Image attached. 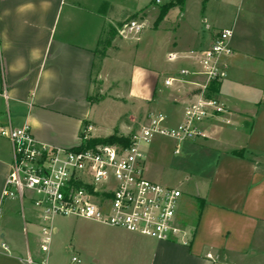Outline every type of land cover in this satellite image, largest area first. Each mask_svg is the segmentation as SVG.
<instances>
[{"label":"crops","instance_id":"obj_1","mask_svg":"<svg viewBox=\"0 0 264 264\" xmlns=\"http://www.w3.org/2000/svg\"><path fill=\"white\" fill-rule=\"evenodd\" d=\"M222 2L223 17L236 12L224 28L232 30L233 53L222 58L226 75L213 93L225 104V111L198 124L204 136L186 141L206 153L222 152L209 184L191 193L196 211L180 207L183 192L179 199L177 219L189 229L184 237L188 243L146 242L149 246L146 251L139 248V257L120 264H264V0ZM109 8H116L115 0H0V91L4 87L8 94V99L0 96V128L27 124L38 141L51 145L47 132L59 126L73 127L80 137L77 145L82 134L105 137L87 132L98 124L94 105L106 98L102 94L97 102L89 100L96 83L103 82L104 58H97L95 49L103 27L113 23ZM207 30L192 37L187 49L175 52V62L187 64L181 69H199L191 52L211 45L218 31L211 25ZM180 70L172 69L174 75L167 78L178 76ZM167 78L154 98L157 108H150L145 119L151 111L161 112L166 116L164 125L173 127L183 122L198 88L179 82L166 85ZM115 130L132 135L115 127L106 136ZM12 161L11 142L0 135V264H29V258L32 264L45 260L49 264L47 253L40 257L45 251L38 213L28 201L21 207L18 200L2 197ZM28 226L39 231L29 232Z\"/></svg>","mask_w":264,"mask_h":264},{"label":"built area","instance_id":"obj_2","mask_svg":"<svg viewBox=\"0 0 264 264\" xmlns=\"http://www.w3.org/2000/svg\"><path fill=\"white\" fill-rule=\"evenodd\" d=\"M142 30L143 23L132 19L118 29V34L130 38ZM231 36V29L218 31L209 47L199 53L191 52V57L198 60V70L184 68L178 76L165 80L166 85L179 82L198 88L183 122L177 126H165V114L151 111L146 123L130 136L128 145L113 143L86 149L40 142L27 124L0 128V135L10 140L13 150L2 197L18 200L21 207L28 201L38 213L45 253L50 251L57 231L53 220L58 216L82 217L157 240L188 243L184 240L187 230L177 219L182 191L146 177V160L140 144L165 136L175 141L174 153L179 154L182 143L204 136L198 124L225 111V104L210 94L209 84L226 75L222 58L233 53ZM176 57L175 53H169V60ZM190 76H201L203 80L186 78ZM0 96L8 99L6 88L3 87ZM2 246L7 248L5 243ZM73 261L81 260L73 257ZM28 262L33 263L30 258Z\"/></svg>","mask_w":264,"mask_h":264},{"label":"rangeland","instance_id":"obj_3","mask_svg":"<svg viewBox=\"0 0 264 264\" xmlns=\"http://www.w3.org/2000/svg\"><path fill=\"white\" fill-rule=\"evenodd\" d=\"M115 1L116 8H109L113 10L109 14L110 21L118 25L131 16L123 14L141 10L135 20L143 23V30L130 38L118 34L113 47L108 49V56L100 64L103 82L96 83L93 94H106V98L94 105L98 124L87 132L92 136H106L115 127L125 133L139 131L146 123L147 111L157 108L154 98L162 92L164 79L174 75L172 69L178 71L187 65L169 60V53H175L180 48L187 49L193 44L192 37L208 32L207 26L221 31L229 19L236 17L235 10L227 18L223 17L222 0H185L165 14H162V7L176 0H160L159 3L156 0ZM74 132L73 127L67 125L52 129L47 134L54 145L74 147L80 139ZM140 147L146 160V177L148 175L153 181L178 187L184 194L180 207L186 212L187 209H191L192 213L196 211L198 206L190 199L191 193L196 187L209 184L208 178L215 172L222 151L218 154L206 153L184 142L180 153L175 154V141L165 136H156L150 143H141ZM12 205L16 207V203ZM18 218L22 220L21 215ZM53 223L59 231L52 237L47 254L49 264L126 263L129 258L134 260L141 255L140 247L146 251V246H149L146 242L156 241L146 235L82 217L58 216ZM28 230L36 234L39 231L31 226ZM45 254L41 253L40 257ZM73 257L81 261L74 262Z\"/></svg>","mask_w":264,"mask_h":264},{"label":"trees","instance_id":"obj_4","mask_svg":"<svg viewBox=\"0 0 264 264\" xmlns=\"http://www.w3.org/2000/svg\"><path fill=\"white\" fill-rule=\"evenodd\" d=\"M185 0H176L172 1L162 7V14H165L171 7L177 4H183ZM103 6V10H104ZM139 13V12H138ZM138 13H133L128 18V20L135 19L138 16ZM119 22L118 25H113L111 23L106 24L103 27V30L99 36L97 48L95 49V55L99 59H103L108 55V49L113 47V41L118 36V29L126 22ZM219 81L215 80L212 81L209 84V91L210 94H213L217 90V85ZM98 91V89H97ZM103 96L99 93L93 94L92 96H89V100L92 102L99 101ZM130 136H125L121 133H119L118 130H115L113 134L105 137H86L85 135H81V143L77 146H74L73 148H80V149H86V148H96L97 146L103 145V144H113V143H119L121 145H128L130 143ZM233 154L235 155H242L241 151H233Z\"/></svg>","mask_w":264,"mask_h":264}]
</instances>
